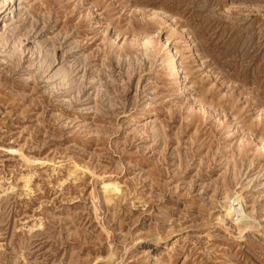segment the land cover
<instances>
[{"label": "rangeland", "instance_id": "1", "mask_svg": "<svg viewBox=\"0 0 264 264\" xmlns=\"http://www.w3.org/2000/svg\"><path fill=\"white\" fill-rule=\"evenodd\" d=\"M0 264H264V0H0Z\"/></svg>", "mask_w": 264, "mask_h": 264}, {"label": "bare ground", "instance_id": "2", "mask_svg": "<svg viewBox=\"0 0 264 264\" xmlns=\"http://www.w3.org/2000/svg\"><path fill=\"white\" fill-rule=\"evenodd\" d=\"M236 201V200H235ZM235 204H236V202H235ZM237 211V210H236Z\"/></svg>", "mask_w": 264, "mask_h": 264}]
</instances>
